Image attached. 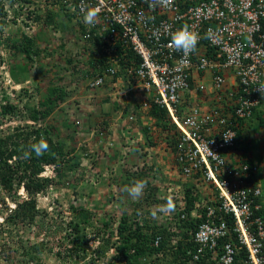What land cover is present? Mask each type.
Instances as JSON below:
<instances>
[{"label":"built area","instance_id":"obj_1","mask_svg":"<svg viewBox=\"0 0 264 264\" xmlns=\"http://www.w3.org/2000/svg\"><path fill=\"white\" fill-rule=\"evenodd\" d=\"M40 1L73 13L84 28L82 38L101 42L106 61L92 67L89 88L113 76L120 59L130 55L137 85L149 97L137 110L152 104L165 109L176 132L178 171L212 183L214 195L186 262L264 264L260 190L248 182L255 167L239 159L230 164L226 157L234 148L242 153L231 125L248 119L264 99V0H162L156 7L150 0ZM83 5L97 10L94 23L85 21ZM184 25L198 36L188 54L171 44L170 33ZM120 123L153 129L143 113L138 118L129 113Z\"/></svg>","mask_w":264,"mask_h":264},{"label":"trees","instance_id":"obj_2","mask_svg":"<svg viewBox=\"0 0 264 264\" xmlns=\"http://www.w3.org/2000/svg\"><path fill=\"white\" fill-rule=\"evenodd\" d=\"M27 1L28 0H6L5 4L8 9H4L5 5H2L0 2V46H4V48L9 51L8 57L10 56L11 59L9 60L11 61L9 62L7 59L8 63L6 68L14 83L19 82V79L22 78V73L24 71L26 72L28 66L27 62L36 61L43 51V49L36 44L35 38L23 32L19 34L21 27L16 28L14 34L15 36L18 35L19 39L15 38L10 32L3 36V30L9 27L8 25L11 24L10 22L13 23V27H16V21L19 20L20 16L22 18V15H24L20 11L23 9V4ZM8 10H10V13H8ZM50 14L51 13H47L42 18L46 22H51ZM65 15L68 16L69 19H72V15L67 14V12ZM38 16L39 15H33L32 20L38 21ZM30 19L29 14H27V16L25 15L24 19L19 20V22H21L20 25L22 24L24 28L27 27V21H31ZM77 26L79 31L84 30L79 22H77ZM97 39L98 38L95 37L94 41H91L92 44H97L98 46L93 52H101V48H99L100 43ZM83 48L85 49V47ZM19 55H21L23 60L22 65H20L16 59ZM105 59V55L100 58H96L93 55L92 58L94 63L97 61L101 64L105 62ZM128 59V56H123L119 61L121 64L120 66H126L127 64L124 65V61H128ZM91 65H93L92 62ZM101 66L104 67L107 65ZM121 67L120 69L123 70ZM133 68L135 67L133 66ZM86 76L87 78L91 77L88 73H84L80 74L79 78L83 79ZM107 83L108 81L104 84L107 86ZM82 89L86 92L93 93L101 90L89 88L88 86ZM108 89H112V87ZM32 93L35 94L34 89L30 91V89L20 88L17 92L13 91L12 94L5 95L3 87H0V123L5 121L6 117H12L20 120L28 119L32 121L33 124H36L38 121L46 119V117L55 110L56 106L64 101L66 95L70 94L63 86L56 85L55 88L49 86L44 90V93H41V99L34 102L30 99L32 98ZM198 96L206 97L203 93H200ZM99 100L101 106H103V104L109 101V97H103ZM263 102L264 99L260 102L258 107ZM258 107L253 108L248 119L244 121L240 120L237 122V125H231L236 133V150H240L242 153L235 152V148L226 153L227 162L230 164H235L237 159H239L250 164L251 167H255L253 173L248 172V182L252 187L256 185L257 179L260 178L259 176H263L262 172L264 171V167H262V164V166H260L253 162L251 158L246 155V151L237 146V143L241 138L247 136L243 134L244 127H246V130H249L252 126V122H256L261 126L264 124V115L259 114L257 111ZM120 109L121 107L113 104L111 110L118 112ZM108 111L109 109L107 111H101L102 116H107L109 113ZM126 111L127 107L125 106V108H122L121 112L126 114ZM149 112L157 119L156 127L160 133L162 132L164 135L165 140L162 146L173 153L175 151L176 138L165 117V109H160L152 104ZM55 129L56 128L50 123L39 124L37 126L23 124L12 128L11 132L8 134L0 133V201L4 202V196H8L14 203L12 208H5L8 210V214L0 224V236L3 225H9L14 229L19 225L26 226L33 224L39 215L38 208L36 207V196L46 192V189L51 185L56 187L60 184L64 176L69 175L70 181L74 182H71L73 186L72 189L75 188L80 181L84 180L85 184L97 187L103 184L102 181L111 180V176L104 175L95 167H92L90 171L87 172V176L83 175L85 171H77L79 166L84 167L82 157L76 154V149L70 148L66 150L64 143L58 142V140L52 137V133H54ZM139 129L141 131H146L145 128ZM40 140L46 141L48 148L42 155H37L34 150H30V146L37 144ZM153 145L154 144L150 141L149 146L152 147ZM82 150H84V148ZM25 152H30V156L27 159L24 158ZM138 158L140 159V157ZM125 161L129 162V159L126 158ZM44 166L53 167L54 177L39 176V174L44 171ZM100 166L104 167L103 164ZM152 166H141L138 170L132 172L121 170L119 177L123 178V173L125 174V184L130 182L134 185L136 181H143L144 187L139 195L131 191L130 195L131 197L133 195L134 198L132 197L131 199L130 197L131 200L128 202L130 205H133L131 206L130 214H128L125 209H122L119 220L112 227L109 226V223L103 221L102 227L108 235L104 237L102 248L98 249V247H96L93 249L92 253H97L98 250L102 253L108 249L107 247L109 246L110 239L113 237L114 243H112V245L114 251L112 259L118 264H147L146 260L151 258L152 262L150 261V264H188L186 262L190 257L188 256V251H190L189 249H191V251L194 250V246L189 241V234L194 232L197 224L201 222V219L190 217L189 215L196 198V189L190 186H184V195L182 197L183 204L175 208L173 203L165 202L158 197V188L149 180L151 178L149 177L150 172L153 169ZM116 178H118V176H116ZM21 186L25 193V198L17 194ZM122 199L125 200L123 194H121L117 201H119V206L123 207L122 203L126 204L127 202L125 203ZM175 199L176 198H174V200ZM151 203L155 208L160 209L157 215L162 212L161 210L163 208L167 209V215H162V222L161 219L159 223L155 220L148 222L145 219H141L140 215H143L141 211L143 209L146 211L149 208L148 205ZM71 208L73 211L75 210L74 206H71ZM202 210L203 209H199L198 212L202 213ZM154 212L156 211H152V213ZM88 215L87 211L81 208L79 213L74 216V220L68 225L70 228L66 227L64 230V234L68 233L67 236L71 238L68 250L67 248L64 249L68 257L75 256L81 260L85 258V245L87 244V240L84 235V226L85 224H90ZM183 215L184 218H181ZM260 216L264 217L263 210L260 211ZM57 229L59 231L61 230V228ZM155 241H157L156 245ZM41 249L42 244L32 245L24 251L23 255L29 256L28 260L35 259L36 261L39 258ZM57 255L59 256V253H57Z\"/></svg>","mask_w":264,"mask_h":264},{"label":"rangeland","instance_id":"obj_3","mask_svg":"<svg viewBox=\"0 0 264 264\" xmlns=\"http://www.w3.org/2000/svg\"><path fill=\"white\" fill-rule=\"evenodd\" d=\"M5 1L6 0H4V2ZM38 9L40 15H43L41 12L42 8L39 7ZM8 13H10V10H8ZM56 13V11H52L50 14L51 22H46L43 18L38 17L39 20L36 22L33 21V24L27 22L28 26L25 28L22 27V24L20 25L21 22H19L20 19L25 18V15H22V18L20 16L19 20L16 21L17 24L14 22L16 27H13V23L10 22L11 24L8 25L9 27L3 30V36L9 32L14 35L15 29L21 27L19 34L23 32L35 38L36 44L42 48L43 51L36 61L27 62L28 66L26 72L24 71L22 73V78L19 79V82L14 83L6 68L8 63L7 59H11L10 56L8 57L9 51L6 50L4 46H0V87H3L5 95L12 94L13 91L17 92L20 88L30 89V91L34 89L35 94L32 93V98H30L34 102L41 99V93H44V90L49 86H52V88H55L56 85L63 86L70 94L66 95L64 101L59 106L60 109L57 108L48 115L46 119H43L44 121L40 120L36 124H33L32 121L28 119L20 120L6 117L5 121L0 123V133H10L11 129L17 125L27 124L37 126L39 124L50 123L56 128L54 133H52V137L58 140V142L64 143L66 150L74 148L77 151L76 154L81 156L84 151L82 149L86 146L89 147V142L94 140L91 134L92 129H97L102 120H107L106 117L105 119L101 118V111L109 109L108 115H110L112 113L113 100L114 103H117L115 102L116 96L114 95L112 99L110 98L108 103L101 106L99 99L108 94L107 89H101L98 92L94 91L95 93L92 94H88L82 89L85 87L86 83L84 82L87 79L84 80V78L80 79L79 77L81 72L88 68L85 64L88 53L82 52V44L70 34L72 27L69 22L67 23L65 18H59ZM14 37L19 39L18 35H14ZM16 59L17 62L22 65L23 60L21 55L17 56ZM10 61L11 60H9V62ZM87 96L92 98H87ZM88 108L89 110H87ZM84 109L87 111L85 112ZM257 111L259 114L264 115V102L257 108ZM86 113L92 116L94 124H91V122L87 124L88 122H86V120H82L84 125L76 124V120L85 117L87 115ZM118 113H120V111ZM115 115H117V113ZM119 115L120 114L117 116ZM244 128L243 133L247 136L241 138L237 146L247 151L255 163L260 166L263 165L262 167H264V124L261 126L256 122H252V126L249 130H246V127ZM107 136L108 135L99 137L101 142L109 140V136L108 138ZM124 136L125 135H123V137ZM101 142L95 139L92 145L95 147L99 144L98 146L101 147L100 149L107 150L108 154L112 153V151L118 147L115 143L106 146ZM133 143L134 147L129 150V154L135 153L136 150V157H140L136 162L130 161L129 159V162L124 161L118 164L119 160H117V158L113 160V158H110L111 155H103L101 159V162L103 161L102 164L104 165V163L108 162L109 166L102 172L105 175H111V180H104L102 181L103 184L97 187L85 184L84 177V181H80V183L72 189L73 186L71 182L73 181H70L69 175L64 176L60 184L56 187L51 185L46 189V192L36 196V207L38 208L39 215L33 224L26 226L19 225L14 229L9 225H3L0 236V264H118L112 259L114 251L112 245V243H114L113 237L110 239L109 246L107 247L108 249L102 253L99 252V250L97 253H92V251L96 247H98V249L102 248L104 237L108 235L102 227L103 221L109 223V226L112 227L119 220L122 209H125L128 214L131 213L130 209L133 205H130L128 202L133 197V195L132 197L130 195L133 184L130 182L125 184V174L123 173V178L119 177L121 170L132 172L138 170L141 166H152L154 162L152 166L153 169L149 175L151 178L149 180L158 188V196L163 197L166 196L165 194H168L170 197L173 193L178 195V189L180 188L173 186L178 183V181L176 182L178 174L172 169L173 164H169L171 161L169 155L161 158L160 161V154L158 153V155L155 154L154 156L159 158L154 157L153 160L147 157V155L144 156L145 154H141L142 152L139 147L142 146V142L140 139L134 137ZM99 154H101V150H99ZM85 158L86 157H84V159ZM87 158L91 160V162H87L90 165V163L92 164L93 162L92 160L95 159V154H88ZM113 164L114 167H112ZM89 165H86V167ZM119 165L122 167L120 168ZM86 167L79 166L77 171H85L83 175L87 176L86 171H88V168ZM93 167L97 168L94 164ZM47 175L51 177L52 173L49 172ZM262 175L263 176H259V183L262 196L264 197V171ZM116 176H118V178H116ZM20 193L21 191L17 192V194ZM121 194H123V197L125 196V200L122 199V201L125 203L127 202L126 204L122 203L123 207L119 206V201H117ZM13 204L14 203L8 196H4V202L0 201V224L8 214V210L6 209L12 208ZM71 206H74L76 211H73ZM148 207L146 211L145 209L141 211L143 214L140 215L141 219H145L148 222L155 220L159 223L160 219L161 222L163 221L162 215H167L166 208H163L161 210L162 212L157 215V212H160L159 208H155L152 203L149 204ZM81 208L86 210L87 214H89L90 223L84 226V235L87 244L85 245V258L82 260L75 256L68 257L64 252L65 248L68 250L70 246L69 241L71 240L70 236H67L68 233L64 234V230L66 227L70 228L68 225L74 220V216L79 213ZM152 211L156 212L152 213ZM57 228H61V230L59 231ZM36 244H42L39 258L36 261L35 259L28 260L29 256L23 255L24 251ZM57 253H59V256ZM79 254L81 255L80 252Z\"/></svg>","mask_w":264,"mask_h":264},{"label":"clouds","instance_id":"obj_4","mask_svg":"<svg viewBox=\"0 0 264 264\" xmlns=\"http://www.w3.org/2000/svg\"><path fill=\"white\" fill-rule=\"evenodd\" d=\"M2 1H3V5H5L4 9H8L4 0H2ZM160 3H162V0H150V6L151 7H156ZM168 3L171 4L172 0H168ZM39 7L42 8L41 12L43 15H40V13L38 11ZM81 10L84 12V19L86 22H88V23H94L95 22V20L97 19V15H98L97 10L95 8L89 7L87 5H83ZM52 11H56L57 12L56 14L59 18H65L67 20V23L69 22L70 26L72 27V31L70 34L73 36V38H76L77 41H79V43H81L83 45V46L81 45L82 52L88 53V58L85 61V64L88 66V68H87V70L81 72V74L88 73V75L91 76L90 78H87V76H86L84 78V80L85 79H87V80L85 82L83 81L84 83H86L85 86H88V83L91 80H93V74L91 73V69L95 65V63L97 62V61L95 63L93 62V60H92L93 55L96 58H100L101 56L104 55V53L102 51L101 42L98 41V39H97V41L100 43L99 48H101V52H97V51L93 52V50L98 47L97 44L94 45L91 43V41H94L95 37L83 39L82 35H81L82 31H79V29L77 27V21H76L75 16L73 15V13H70L68 11L63 10V8L59 7L58 5L42 3L40 0H28L27 2H25L23 4V9L21 10V12L24 15H26V16H27V14L30 15L31 21H27V22H29V23L31 22L32 24H33V20H32L33 15H39L38 17L42 18V16H44L47 13H52ZM66 12H67V14L72 15V19H69L68 16L65 15ZM170 35H171V44L177 51H181L185 54H188V53L195 51L196 44L198 43V36L193 31H190V28L188 25L182 26L180 29H177L174 33H170ZM83 47H85V49ZM118 50H119V48H118ZM118 52H120V51H118ZM98 55H100V56H98ZM125 56L129 57L128 61H124V65H126V64L127 65L124 67H121L120 66L121 64L119 62L117 67H116V72L113 74V76L108 77L106 79H103L104 82L99 87H96V89H103V90L107 89L108 94H106L105 97L108 96L109 100H110V98L112 99L114 95L116 96L115 102H117V103H114V100H113V104L121 107V109L119 110L120 113H118L119 111L114 112L112 110L111 116L107 120H102L100 122V125H98L99 127L97 129H95V130H93L94 128L92 129V131H91L92 137H95V139L97 141L101 142V139L99 137H101V136L104 137V135L105 136L108 135L109 140H106V141L101 142V143H104V145H106V146H110L113 143H115L117 145L118 143L121 144V142H123V143H126L125 147H127L130 150L132 147H134L133 139L128 137L125 141V136H128V134H126L123 131L122 135H121L120 130H121V128L123 130V129H128V127H131V128L137 127L138 129L134 128L136 130L134 132V134L137 133L138 130L140 133L143 134V138L141 137L142 146L139 147L140 151L142 152L141 154H145V155H147V157H150L154 160V157H155L154 155L155 154L158 155V153H159L160 158L159 157H155V158H159L160 161H161V158H164L165 156L169 155L170 159H171L169 164H171V163L173 164L172 169L178 174V177L176 180V182L178 181V183L176 185H173V186L180 187L178 189L179 194L177 195V194L173 193L172 196H170V197L168 196V194H165L166 196H163V197L158 196V197L165 202L173 203L174 204L173 206L176 208V207H179L180 205L183 204L182 197L184 195V189H183L184 186L185 187L190 186L193 189H196V198L193 202V208L190 210V214H189L190 217H195V218L201 219V222L198 223L196 226V229H195V231H196L197 228L199 227V225L202 224V222L204 220V213L206 210V206L208 204H210V199L214 195L213 187L211 185L212 183H207V182L203 181L202 179L197 180V179L185 178L184 176H182L180 174V172L177 169V166L174 163L175 151L173 153H171L169 149H166L162 146V143H164L163 141L165 140V138H164L163 133L162 132L160 133V131L156 127L157 119L153 115H151L149 110H144V109H143V111L137 110L138 107L141 106V103L149 101V97L145 94L144 90H142L141 87H138V85H137L140 83V82H137L135 79L136 78L135 68L137 65L135 64V62H133V63L131 62L132 59H131L129 54H127ZM105 61H106V59H105ZM91 62L93 65H91ZM104 64H105V62H104ZM107 65H108V63H107ZM133 66L135 68H133ZM120 67L123 68V70L120 69ZM106 81H108L107 86L104 84ZM107 87L108 88L112 87V89H108ZM109 91H111V92H109ZM86 93L92 94L93 92H86ZM137 96H139L141 98L138 99ZM87 98H92V97L87 96ZM128 99H130V100H128ZM61 103H59L58 106H56L55 110L57 108H59ZM125 106L127 107V111H126V114H123L121 112V110H122V108H125ZM87 110H89V108ZM87 110L84 109L85 112ZM146 111L148 113V116L145 114ZM116 113H117V115L118 114H120V115L117 116V115H115ZM129 113L135 114L137 116V118L140 116V113H143L145 121L147 122V124H150V126L153 127V129L147 130L146 126L140 125L138 123H134V124L130 123L129 125L122 126L120 122ZM86 114L87 115L85 117H83V115H82L83 118L77 119L76 124L84 125V122L82 120H86V122H88L87 124H90V122H91V124H94V122L92 121V116L89 113H86ZM103 119H105V118H103ZM78 120H80V121H78ZM170 127L172 128V132H174V136L176 138V132L174 130L175 128L172 126H170ZM139 128H145L146 131H143V130L141 131ZM118 131L120 132V135L118 134V136H116ZM8 133L9 132H7V133L4 132L1 134H8ZM123 135H125V136L123 137ZM108 136H107V138H108ZM150 141L154 144L152 147L149 146ZM176 143H177V140H176ZM47 148H48L47 142L44 140H40L37 144L30 146V150H34L37 155H42L43 152L47 150ZM156 148L159 149V151L156 150ZM84 151L82 152L81 157L83 159L84 166L86 167V165H89L87 162H91V160H88V158H87L88 154L90 155L91 152H90L89 147H87V146L84 148ZM116 151L119 152L118 148L117 149L115 148L112 151V153H110V154H108L107 150H102L101 154H99L97 158L92 160L93 161L92 164L90 163V165L88 167H86V168H88V171H86V173L90 171V169L93 167V164H94V166L98 167L99 172H100V169H102L101 172L104 171L106 169V167L109 166V164H108V162H106V163H104L105 167L101 168L100 165L103 162V161L102 162L100 161L101 157H103V155H111L110 158H113V154ZM128 155H129V152L123 156L120 155L121 159H119L118 164L123 163L125 161V159L128 158ZM246 155L249 158H251V160L254 162L253 158L249 155V153L247 151H246ZM29 156H30V152H25L24 158L27 159V158H29ZM84 157H86V158L84 159ZM115 158L116 157H114V159ZM119 166H120V168L122 167L121 165H119ZM119 166H117V167H119ZM112 167H114V164L112 165ZM49 172L52 173L51 177H53L54 176L53 175L54 174L53 167L52 166H44V171L41 172L39 174V176L40 177H50V175H47V173H49ZM109 176H111V175H109ZM188 180H190V181H188ZM259 181L260 180L257 179V182H256V185L260 190V196H259L257 201L259 202L261 209L263 210V213H264V206H263V198L264 197L262 196V193H261V186H260ZM188 183H190V184H188ZM180 184H181V186H180ZM202 185H204V186H202ZM143 187H144L143 181H136L132 187V191L134 194L139 195L141 193ZM18 191H21V193L18 195H20L22 198H25V193L23 191L22 186L18 189ZM174 198H176V199L174 200ZM13 206H14V204H13ZM199 209H203L202 213L198 212ZM181 218H184V215L181 216ZM194 232L189 234V239H190L189 241L193 246H194V244L192 243L191 239H192ZM189 250L190 251H188V256L191 257V253L193 251H191V249H189ZM151 259L146 260L147 264H150L152 262ZM160 260H162V259H160ZM141 264H143V263H141Z\"/></svg>","mask_w":264,"mask_h":264},{"label":"crops","instance_id":"obj_5","mask_svg":"<svg viewBox=\"0 0 264 264\" xmlns=\"http://www.w3.org/2000/svg\"><path fill=\"white\" fill-rule=\"evenodd\" d=\"M137 98L140 99L141 97L137 96ZM101 110H102V109H101ZM106 111H107V110H106ZM100 116H101V118L103 117L101 113H100ZM110 116H111V114H110V115H107V116H104V117H106V118L108 119ZM104 117H103V118H104ZM101 120H102V119H101ZM134 128L138 129L137 127H134ZM134 128L128 127V129H123V130H122V128H121V130H120L121 135H122V132H123V131H124L126 134H128V136H125V141H126V139H127L128 137H130V138H132V139H134V137H135V138H138V139H140V140H141V137L143 138V134L140 133L139 130H138L137 133L134 134V132L136 131ZM120 132L118 131V133L116 134V136H118V134L120 135ZM90 135H91V134H90ZM92 138H93L94 140H92V141L89 142V148H90V152H91V154H95V158H97L98 155H99V150L102 151V149H100L101 147L98 146L99 144H98L97 146L93 147L92 143L94 144V142H95V137H92ZM145 139H146V138H145ZM125 145H126V143H123V142H121V144H120V143L117 144V146H118L117 148H118L119 152L114 153V154L116 155L117 160L121 159L120 155L123 156V155H125V154H127V153L129 152V149H128L127 147H125ZM142 148H143V147H142ZM93 150H94V151H93ZM156 150L159 151V149H157V148H156ZM92 151H93V152H92ZM143 153H144V152H143ZM114 154H113V160H114V157H115ZM101 159H102V157H101ZM101 159H100V161H101ZM128 159H130V161H134V162H136V161H137L136 153L129 154V155H128ZM112 162H113V161H112ZM113 163H114V162H113ZM96 169H98V167H97Z\"/></svg>","mask_w":264,"mask_h":264}]
</instances>
